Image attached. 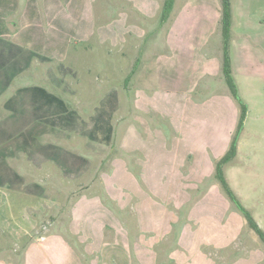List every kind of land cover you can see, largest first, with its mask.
Wrapping results in <instances>:
<instances>
[{"label":"rangeland","instance_id":"rangeland-1","mask_svg":"<svg viewBox=\"0 0 264 264\" xmlns=\"http://www.w3.org/2000/svg\"><path fill=\"white\" fill-rule=\"evenodd\" d=\"M157 1L163 10L166 0ZM190 1L176 0L163 23L162 10L145 17L140 12L133 14L122 2L100 0L102 16L112 7L125 9L132 15L129 25L141 28V32L130 30L117 45L101 43L96 37L82 46L74 45L77 61L66 62L79 71L78 77L69 75L66 81L68 90L75 91L70 94V104L84 118L95 113L98 98L107 89L118 88L121 97L120 109L113 117L111 146L94 145L90 150L84 148L88 139L71 135L73 146L69 149L78 155H83L82 151L87 154L93 168L79 182L58 176L53 197L57 205L51 210L55 220L41 217L37 228L42 235H66L90 264L109 254L87 253L85 246L92 241L79 240L82 233L71 235L68 229L78 224L94 228L99 209L92 200L98 199L122 225L119 238L106 228L103 244L125 245L134 264H264V244L242 212L247 211L264 231L261 0H231L232 75L238 100L247 107L240 129V111L233 107L239 101L233 98L221 72L223 45L218 25L213 32L204 25L196 28L181 60L170 59L166 38ZM206 5L212 3L204 0L201 11ZM107 31L114 32L120 41L118 27ZM36 67L33 64L30 72L16 79L9 94L16 87L29 85ZM87 70H93L94 75H87ZM41 79L33 83L50 90ZM234 140L237 155L224 173L235 201L226 195L215 174L216 163ZM58 143L67 146L69 142L63 139ZM84 195L91 204L80 216L73 214L78 197ZM6 255L15 262L13 253Z\"/></svg>","mask_w":264,"mask_h":264},{"label":"crops","instance_id":"crops-1","mask_svg":"<svg viewBox=\"0 0 264 264\" xmlns=\"http://www.w3.org/2000/svg\"><path fill=\"white\" fill-rule=\"evenodd\" d=\"M99 1L0 0V264H90L78 245L73 244L66 235L60 232L42 235L37 231L39 220L43 217L49 221L55 220L51 210L57 205L53 197L58 176L79 182L91 172L93 163L83 151V155H78L69 149L73 146L71 135L75 133L52 127L49 115L38 112L39 108L34 109L31 96L34 92L28 89L44 88L61 98L70 110L77 111L70 104V94L74 95L75 91L68 90L66 79L69 75L64 76L60 71V65L63 64L72 68L78 77L79 71L66 63L67 60L72 63L77 61L73 53L76 49L74 45L82 46L94 37L101 43L117 45L130 30L134 29V34L141 32V28L129 25L128 17L132 20V15L125 9L112 7L106 16H102L99 13ZM209 1L212 6L206 5V10L201 11L200 5L204 0H191L185 12L176 17L166 38V45L172 52L170 59L179 57L181 60L199 26L204 25L213 32L218 25L221 31V1L220 5L217 0ZM114 2H122L133 14L140 12L145 17L156 16L162 10L157 0ZM260 2L259 11L264 13V0ZM114 27L121 31L118 35L120 41H117L114 32L107 31ZM221 43L223 45V38ZM218 59L216 62H219ZM55 62L53 66L50 65ZM33 64L37 67L31 83L16 87L9 94L14 81L30 72ZM160 70H163L161 66ZM213 72L217 74L215 69ZM86 73L92 76L95 72L87 70ZM38 78H42L41 84L58 95L33 83ZM112 90L118 92L120 109V91L111 87L97 99L98 105L94 110ZM36 93L39 98L44 97L41 92ZM233 107L240 111L239 105L234 103ZM93 115L81 117L88 121ZM63 139H68L67 146L58 143ZM88 141L84 148L93 150L94 145H101ZM87 197H78V206L73 214L80 216L82 212L85 213L83 209L91 204ZM92 201L99 209L95 227L78 224L72 228L70 225V234L82 233V237L78 236L79 240L86 238L92 241L85 246L87 253L109 254L106 259L91 264H134L125 245L120 242L103 244L106 228L115 231L119 238L122 225L112 212L101 205L99 199ZM10 252L16 258L15 262L8 260L6 254Z\"/></svg>","mask_w":264,"mask_h":264},{"label":"trees","instance_id":"trees-1","mask_svg":"<svg viewBox=\"0 0 264 264\" xmlns=\"http://www.w3.org/2000/svg\"><path fill=\"white\" fill-rule=\"evenodd\" d=\"M175 1L176 0L165 1L161 15V20L163 23L169 19L173 11ZM220 1L221 32L223 38L222 73L233 98L237 101L238 90L232 75V65L229 51L231 33L234 25L233 7L231 0ZM60 71L64 76H77L72 68L66 67L63 64L60 65ZM28 90L34 92L31 93L34 109L39 108L38 112L41 111L46 113V115H49L51 118L50 125L52 127L75 133L101 145L111 146L114 135L113 117L119 109L118 92L116 90H112L106 95L105 99H103V101L100 103V106L95 109L94 115L90 117L88 121H84L77 111L70 110L61 98L48 93L44 88L34 87ZM37 91L43 94L44 97H42V99L37 96ZM238 101L237 102L240 106V129L246 117L247 107L240 100ZM236 155L237 144L236 140H234L227 153L216 163L215 168L216 179L221 184L226 195L233 201H235L236 197L228 184L224 169L235 159ZM242 212L247 218L250 229L254 231V233L259 237L260 241L264 244V231L258 226L256 221L247 211L242 210Z\"/></svg>","mask_w":264,"mask_h":264}]
</instances>
